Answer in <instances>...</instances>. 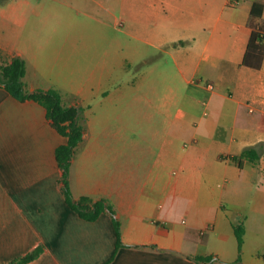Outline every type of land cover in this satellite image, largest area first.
I'll return each mask as SVG.
<instances>
[{
    "label": "crops",
    "instance_id": "crops-1",
    "mask_svg": "<svg viewBox=\"0 0 264 264\" xmlns=\"http://www.w3.org/2000/svg\"><path fill=\"white\" fill-rule=\"evenodd\" d=\"M231 1L222 0L210 15L195 12L189 0L0 4V64L20 56L28 92L56 89L63 105L81 109L82 140L68 181L75 201L106 199L120 222L123 246L109 264H202L192 258L198 255H213L208 264H264V58L258 70L241 64L251 5L264 0L223 19L237 9ZM149 15L163 24L147 27ZM117 18L122 39L103 27ZM209 20L215 22L210 33L203 31ZM93 24L103 31H87ZM127 36L170 57L175 72L161 79L165 95L153 100L134 89L127 96L112 86L113 70L126 71ZM90 39L115 42L99 46V62L78 66L74 61ZM180 40L185 45L173 46ZM144 101L155 111L127 113V105ZM178 103L184 110L171 111ZM127 115L135 120L130 127ZM64 143L43 106L0 88V264H17L37 246L43 251L25 264L111 258L109 211L85 221L64 201L55 158ZM247 147L258 150L257 162L231 159ZM239 221L245 232L236 263L232 225Z\"/></svg>",
    "mask_w": 264,
    "mask_h": 264
},
{
    "label": "trees",
    "instance_id": "trees-1",
    "mask_svg": "<svg viewBox=\"0 0 264 264\" xmlns=\"http://www.w3.org/2000/svg\"><path fill=\"white\" fill-rule=\"evenodd\" d=\"M3 0H0V4ZM264 5L254 1L251 5L247 26L250 28V35L242 59V65L258 70L261 68L264 58V19L262 12ZM185 41H177L173 46H183ZM26 73V64L20 56H13L7 62L0 64V88L19 101L32 100L43 106L46 110V117L56 131L66 138V143L60 145L55 150V158L59 168L62 171L61 183L64 201L68 208L75 212L85 221L96 220L102 212L108 210L114 229V252L111 258L103 264H109L116 255L117 251L123 246L120 234V222L114 216V210L106 199H100L92 202L86 197L75 201L69 186V168L70 161L76 151L78 144L82 140L81 109L74 106H65L61 102V96L56 89H37L28 92L25 88L24 76ZM260 154L254 147L245 148L239 156L231 157L233 161L247 159L252 163L257 162ZM233 232L236 239L237 257L235 262H241V251L244 237V223L239 221L234 223ZM203 242H206V236L203 235ZM43 248L35 247L32 251L21 257L16 263L25 264L38 257ZM264 260V254L261 256ZM196 262L208 264L213 262V255H198L192 257Z\"/></svg>",
    "mask_w": 264,
    "mask_h": 264
},
{
    "label": "rangeland",
    "instance_id": "rangeland-1",
    "mask_svg": "<svg viewBox=\"0 0 264 264\" xmlns=\"http://www.w3.org/2000/svg\"><path fill=\"white\" fill-rule=\"evenodd\" d=\"M36 1V0H33ZM190 4H196L195 12L197 11H203L204 13H213L215 14L217 11L220 10V5L222 4V0H189ZM236 0L231 1L230 3H235ZM237 9L236 10H227L224 15L223 19H229L231 15L234 13L231 11L236 12H242L244 10V7L248 4H250L253 0H237ZM159 5H156V8H158ZM215 12V13H214ZM165 13L162 12L160 15H164ZM210 15V14H209ZM150 19L145 22L147 27H152L151 25L154 23L155 20L159 21L160 23L161 16L149 15ZM110 26L104 25L105 28L104 31L110 35H115L117 37L123 38V34L121 31L123 21L121 19H113L110 20ZM215 22L212 20L210 22L205 23L203 26V31H207L208 33L211 32V26ZM163 24V23H162ZM217 25H215L216 27ZM93 28V30H92ZM102 25L93 24L90 25V27L87 29V31L92 30V32L96 33L97 31H103ZM173 36L174 33L172 32ZM206 36L208 34L206 33ZM87 43V47H84V49L80 50L77 61H74L75 64L77 63L78 66H92V63L99 62V59H101L102 55L99 54V46L104 45L110 42L113 44L115 41L114 39H104V40H88L85 41ZM122 42V41H121ZM124 43H126L127 48V55L125 58H127V61L125 63L126 71L113 70L110 82L113 83L112 86H120L121 89H124L126 91V95L129 96L131 94L135 95L134 89H137L136 95H141L147 98H151L155 100L158 97H161L165 95L168 91V87L166 86L167 83L161 81V79H164L166 77H171V75L175 72L173 63L168 56V54L162 52L161 49H158L157 47L150 45V44H141L139 41H136L132 39L131 37L127 36ZM112 49L114 46L112 45ZM93 50V51H92ZM92 51V52H91ZM91 52V53H90ZM113 58V56H112ZM112 61H114L112 59ZM65 75V74H64ZM166 84V85H165ZM112 87V88H114ZM180 92H182V87H179ZM206 97L205 95L199 96L198 99L201 100V98ZM197 100V99H195ZM153 105L141 102L138 103L135 106L130 104V107H133L129 110V105H127V113H151L154 112L155 109L152 108ZM200 107V103L198 105ZM201 109V108H200ZM175 110H184L183 105L181 103L174 104L173 109L171 111ZM131 111V112H130ZM133 111V112H132ZM128 122V127L131 125H134L135 120L132 119L127 115L126 117ZM114 121L112 120V124Z\"/></svg>",
    "mask_w": 264,
    "mask_h": 264
},
{
    "label": "built area",
    "instance_id": "built-area-1",
    "mask_svg": "<svg viewBox=\"0 0 264 264\" xmlns=\"http://www.w3.org/2000/svg\"><path fill=\"white\" fill-rule=\"evenodd\" d=\"M206 89L210 91V90H212V86L211 85H207Z\"/></svg>",
    "mask_w": 264,
    "mask_h": 264
}]
</instances>
